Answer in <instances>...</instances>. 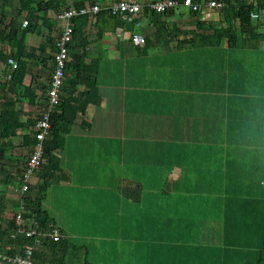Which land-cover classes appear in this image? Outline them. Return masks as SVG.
Instances as JSON below:
<instances>
[{
	"label": "crops",
	"instance_id": "1",
	"mask_svg": "<svg viewBox=\"0 0 264 264\" xmlns=\"http://www.w3.org/2000/svg\"><path fill=\"white\" fill-rule=\"evenodd\" d=\"M14 3L10 17L3 0L0 7L1 177L22 165L11 163L16 157L7 149L23 146L29 156L37 143L35 122L47 109V78L64 28L59 0ZM218 9L173 10L158 21L166 24L158 27L162 37L143 10L140 27L117 18L97 26L90 16L75 35L92 77L80 78L71 93L64 81L60 98H69L68 108L56 136L44 138L58 148L30 179V186L47 183L42 205L77 248L73 261L259 264L264 150L252 116L264 109V10L256 12L260 36L251 39L245 26L237 46L226 38L219 46L177 45L224 24ZM131 32L150 45L134 44ZM15 191L14 198L4 194L12 209Z\"/></svg>",
	"mask_w": 264,
	"mask_h": 264
},
{
	"label": "trees",
	"instance_id": "2",
	"mask_svg": "<svg viewBox=\"0 0 264 264\" xmlns=\"http://www.w3.org/2000/svg\"><path fill=\"white\" fill-rule=\"evenodd\" d=\"M31 0H20L21 5L29 2ZM61 6L59 7L62 9H68L70 7H82L84 6V0H74L72 5H66V0H59ZM97 1L102 4V1L99 0H89L87 4H94ZM194 1H201V0H194ZM224 2L225 6L219 8L218 10L225 13V17L223 18L224 24L220 27H215L212 29L211 34H200L195 33L192 37L187 39H182L178 41V46H219L223 38H226L229 43V47L239 45V37H241L242 29L247 26L252 32L250 36L258 37L260 36L257 33V29L260 26L259 22L260 19L251 17V12H258L260 10H264V0H219ZM254 3H257L254 5ZM100 10L95 14H83L79 15L76 18H73V33L71 41L68 43V57L69 60L66 65V76L63 79V85L61 88L60 96L62 91H64V85L68 82L70 87L71 93L73 90L76 89L77 81L82 79H89L92 77V72L86 69L85 61V52L82 51V45L75 43V35L79 32H82L85 27L89 24L90 16H92V24H95L97 20V26H100V23L108 24L112 18L115 19L116 17L113 16L107 7L104 5H100ZM39 6V4L37 3ZM172 9L166 10L164 12H156L150 11L145 4H143V14L149 17L153 21V25L155 28V37H162L163 32L161 28H158L159 25L166 26L163 23H158L162 17H169L172 14ZM29 23V22H28ZM131 24V23H128ZM16 29V28H15ZM14 27H12V33L15 32ZM18 31V30H17ZM168 36V35H167ZM13 38V37H12ZM150 39L145 38L146 45H150ZM200 43H199V42ZM245 43L243 39V44ZM55 53V52H54ZM54 55V54H53ZM17 67V66H16ZM18 69L13 68V74L11 77L14 79V75ZM72 70V71H70ZM70 72V75L68 73ZM83 73V74H82ZM65 81V83H64ZM68 101L69 98H60V103L55 109L53 113L50 115L51 121V128L49 133L55 134V125L62 119V111L65 112V109L68 108ZM58 111L59 114H58ZM49 134V135H50ZM43 160L41 164V168L44 166L45 159L51 158L53 156V150L58 148V146H52L48 139L43 140ZM4 149L0 148V155L3 153ZM1 157V156H0ZM3 169V167H1ZM0 172L4 173L3 171ZM4 170V169H3ZM4 176H0V185H14L15 183L18 184L20 187V179L19 177H11V174L5 172ZM21 175V174H20ZM264 185V181L262 182ZM47 190V183L45 181L41 182L37 186H30L27 190V193L21 196V200L24 202L25 205V214L23 217V221L21 225L26 229H34L35 234L33 235H26L24 232H20L18 230V226L15 224V217L10 215L9 217L6 216L4 213L7 208V201L6 195L0 191V245L2 248H5L6 245H11L12 248L8 250L6 253L8 255H14V253L18 251H22L26 247H30L32 249V259L33 264H94L89 260L82 258L81 262L73 261V256H77V248L72 249V244L66 239L62 231L56 226L55 220L47 213V210L43 207L42 201L45 197V192ZM12 201V200H11ZM20 202V195L19 200L16 202ZM15 210V209H14ZM57 229L60 233V237L58 240L53 241L49 235V233L53 230ZM85 255L88 256V252L85 251ZM262 258L259 264H264V252L262 253ZM98 264V263H97Z\"/></svg>",
	"mask_w": 264,
	"mask_h": 264
},
{
	"label": "built area",
	"instance_id": "3",
	"mask_svg": "<svg viewBox=\"0 0 264 264\" xmlns=\"http://www.w3.org/2000/svg\"><path fill=\"white\" fill-rule=\"evenodd\" d=\"M150 11L164 12L166 10L180 11L185 8L188 11L198 12L205 8H222L225 6L224 2L219 0H150L144 3ZM110 13L115 16L119 21L123 23H131L135 27H140L139 16L143 10V4L137 0H118L113 2L107 7ZM100 10V6L96 3L86 4L82 7H70L59 11L56 14V18L64 21V28L60 33L56 42V51L53 55V67L48 74V86L46 89L47 109L42 113L41 117L35 122L37 132L35 144L33 150L29 154L26 164L22 169L20 179V202L15 206L13 211L15 217V224L18 226L20 232H24L26 235L35 234L34 229H26L21 225L25 214V205L21 200V196L27 193L30 185V179L33 172L41 167L44 146L42 140L48 134L50 129V115L55 111L60 103V92L63 85V79L66 76V65L69 60L68 57V43L71 41L73 33V18L83 14H95ZM251 17L256 18L258 14L256 12L250 13ZM28 24V20L22 21V27L18 29L19 33L24 31V26ZM130 39L134 44L145 43V37L139 32H131ZM13 68H16L17 64L13 59H9ZM12 213V214H13ZM53 241L58 240L60 233L57 229H53L49 233ZM12 248L11 245H6L2 248L0 245V264H33L32 249L30 247L24 248L22 251L14 253V255H8L6 252Z\"/></svg>",
	"mask_w": 264,
	"mask_h": 264
},
{
	"label": "rangeland",
	"instance_id": "4",
	"mask_svg": "<svg viewBox=\"0 0 264 264\" xmlns=\"http://www.w3.org/2000/svg\"><path fill=\"white\" fill-rule=\"evenodd\" d=\"M99 1L107 2L108 0H99ZM3 4H4L3 5V11H5V13L7 14L6 15L7 17H10L11 16L10 14L15 11L14 8L16 5L14 3V0H8V1L3 0ZM6 6H8V7L5 8ZM0 7H1V0H0ZM3 25L4 24H2L1 26H3ZM11 148H9L7 150L10 151L9 152L10 154L12 153V155L16 157L15 160H13L11 163H15V162L17 163L16 160H20V162H18V164L20 163L22 165L19 168L17 166L14 167V166H8L7 165L8 167L6 169V172L11 174V177H16V179H17L18 175L20 174L19 172H20L22 166L24 165V161L27 160L28 153H27V149H25L23 146H15V147L13 146ZM4 163L7 164L6 161H4ZM9 163H10V161H9ZM9 185H11V186H9ZM9 185L6 186L4 184H1L0 185V191L4 192V194H8L9 196H12V198H14V195L16 194L15 189H16V187H18V184L15 183L14 185H12V184H9ZM13 201H14L13 199H12V201L10 199L7 203L8 213L6 214V216H8V217L10 215L14 214L13 213L14 209H12ZM14 206H15V204H14Z\"/></svg>",
	"mask_w": 264,
	"mask_h": 264
},
{
	"label": "clouds",
	"instance_id": "5",
	"mask_svg": "<svg viewBox=\"0 0 264 264\" xmlns=\"http://www.w3.org/2000/svg\"><path fill=\"white\" fill-rule=\"evenodd\" d=\"M253 130L257 133V139L262 150H264V109L257 108L252 116Z\"/></svg>",
	"mask_w": 264,
	"mask_h": 264
}]
</instances>
